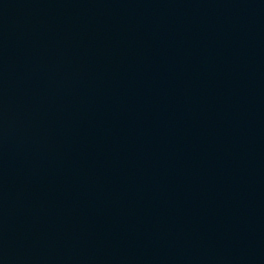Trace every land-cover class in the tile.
Returning <instances> with one entry per match:
<instances>
[{
	"label": "water",
	"instance_id": "95a60500",
	"mask_svg": "<svg viewBox=\"0 0 264 264\" xmlns=\"http://www.w3.org/2000/svg\"><path fill=\"white\" fill-rule=\"evenodd\" d=\"M0 264H264V0H0Z\"/></svg>",
	"mask_w": 264,
	"mask_h": 264
}]
</instances>
